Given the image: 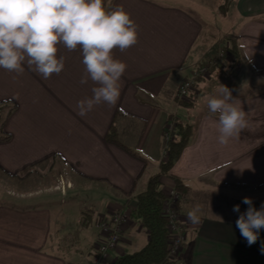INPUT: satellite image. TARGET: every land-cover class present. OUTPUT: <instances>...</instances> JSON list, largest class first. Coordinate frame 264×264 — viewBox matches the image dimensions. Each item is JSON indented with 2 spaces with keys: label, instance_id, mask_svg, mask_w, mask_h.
<instances>
[{
  "label": "crops",
  "instance_id": "0c3cea01",
  "mask_svg": "<svg viewBox=\"0 0 264 264\" xmlns=\"http://www.w3.org/2000/svg\"><path fill=\"white\" fill-rule=\"evenodd\" d=\"M224 1L105 0L106 8L123 6L131 14L139 26L138 43L113 50L127 65L116 104L100 103L84 116L77 103L92 97L97 85L90 78L80 82L86 69L79 47L58 46L65 67L48 79L26 63L21 74L0 68V102H5L0 138L10 135L0 140V173L8 181L6 190L0 186V264H94L96 245L103 240L98 221L117 211L129 220L108 263L144 247L148 232L131 212L166 159L165 131L176 119L193 128L171 170L189 186L179 204L187 236L179 258L191 264H264V229L249 246L236 227L249 206L242 202L245 197L231 193L237 185L264 184V90L232 96L245 111L247 126L227 145L218 143V117L194 98L185 105L178 96L202 52L197 43L215 19L228 23L264 83V0H234L226 12ZM47 173L62 175L71 186L65 182L60 190L54 181L24 188L31 176ZM161 181L164 188L174 186L166 175ZM55 194L61 206L53 204ZM252 202L257 210L264 205L263 199ZM196 204L203 215L192 224L187 212ZM236 205L240 212L233 211Z\"/></svg>",
  "mask_w": 264,
  "mask_h": 264
},
{
  "label": "clouds",
  "instance_id": "9594fccd",
  "mask_svg": "<svg viewBox=\"0 0 264 264\" xmlns=\"http://www.w3.org/2000/svg\"><path fill=\"white\" fill-rule=\"evenodd\" d=\"M138 27L123 6L110 10L105 0H0V68L21 74L26 63L48 79L65 67L64 58L57 56L58 46L68 51L79 47L86 69L80 82L90 78L97 85L92 97L77 103L78 114L84 116L100 103L118 101L127 65L114 58L113 50L123 52L137 44ZM218 91L207 99V108L218 117V143L227 145L247 126V119L228 87L221 85ZM242 202L249 207L239 215L236 227L251 246L264 229V205L257 210L251 198ZM233 211L240 212V205ZM202 215L200 204L187 212L192 224L200 223Z\"/></svg>",
  "mask_w": 264,
  "mask_h": 264
},
{
  "label": "trees",
  "instance_id": "16d2710c",
  "mask_svg": "<svg viewBox=\"0 0 264 264\" xmlns=\"http://www.w3.org/2000/svg\"><path fill=\"white\" fill-rule=\"evenodd\" d=\"M234 2V0H225L221 5L222 11L230 10ZM223 49L233 57L232 63L228 65L233 70L239 68L244 59L247 61L244 49L235 37H226V44ZM208 63L210 61H204L202 64L209 66L213 70L214 76L223 75L224 72L226 74V68L221 66V62L213 65ZM199 81L203 83L204 79L200 78ZM200 90L201 87L198 86L197 91L195 90L191 93L189 97L191 99H180L179 102L185 105L192 103V99H195L200 94ZM4 103L0 102V104ZM192 132L191 124L176 119L173 139L168 141V153L166 159L161 163L160 171L150 178L147 189L136 196L137 206L132 210L131 216L147 230L149 236L147 244L139 250L117 256L109 264H191L188 258L182 259L178 257L174 259L169 255V218L164 213V203L169 198V195L164 191L161 177L163 175L169 177L174 182V189L182 196L187 195L189 186L182 178L173 174L171 170L186 150ZM9 136V134L3 136L0 140H7ZM84 214L86 215L87 212L84 211ZM88 224V220L85 221V226H88ZM105 262L103 264H107Z\"/></svg>",
  "mask_w": 264,
  "mask_h": 264
},
{
  "label": "rangeland",
  "instance_id": "374dc122",
  "mask_svg": "<svg viewBox=\"0 0 264 264\" xmlns=\"http://www.w3.org/2000/svg\"><path fill=\"white\" fill-rule=\"evenodd\" d=\"M218 5H216V8L218 7ZM226 23L223 25H220L215 19L214 28H211V26H209L208 29H206L205 35H203L199 39L197 43V47H196L197 51L202 50V52L197 57L194 68L200 65H203L202 63L204 61H210V63H208L209 65H213L214 63L221 62V66H224L226 68L225 71H227L226 74L224 72L223 75L216 77L214 76L213 70H211L209 66L204 65L210 69V74L207 77H204V76L199 77V79L200 78L204 79V82L202 83L198 79V81L200 82L198 86L201 87V90H200V94L195 97L194 102L196 101L200 102L202 107L204 108L203 110H205L206 112H209V109L207 108L208 97L213 96V95H218L219 94L218 90L220 89L221 85L228 87L232 91V96L233 95H238V96L256 95L258 93H261L264 90V85H263L264 83L262 79L263 75L254 65L251 64V62H248V61L246 62V60L244 59L243 61L244 63L242 62V65H240L239 68H236L234 70L230 68V66H228L230 63H232L233 57L227 51H224L223 46L226 44V37L228 36L235 37V36L231 35L232 32L230 31L229 26L226 25ZM220 58L222 59V61ZM207 94H209V96ZM186 113H187V110L183 112L184 115H186ZM258 114H261V113H258ZM0 116L3 119L5 118V115L3 116L1 115V113H0ZM172 135H174L173 131H172ZM53 172H57V167L53 168ZM37 176L33 175L28 180H26L27 182L24 188L25 189H28L30 187L36 188L40 186L42 183L47 184L49 182H54V181L56 184L62 186L63 181L67 183L69 182V181H65L62 175H59V178L57 177L55 178V176H57V173H47V175H39L40 177H37ZM40 179H42L41 182H39ZM13 181H15V184L22 183L21 179L20 180L14 179ZM7 182L8 181L5 178L4 174L0 173V186L2 187V190L3 189L6 190V186L8 185ZM58 185H55L56 188L62 189V187ZM169 186L170 185L166 186L164 190H168ZM242 186H243L242 184L237 185V187H234L231 190V193L240 195L242 197L252 198V200H261V199L264 200V184L254 185L253 187H246V186L242 187ZM20 188L22 189V187ZM227 190H229V188ZM184 197L185 196L181 195L179 199H176L174 206L176 205V207L179 208V204L184 202ZM52 200L54 202L53 204L57 206V203H58L59 206H61V197H59V199L57 200V194H55V196L52 197ZM178 208H177V214L180 215ZM104 218H101L98 221V225L100 221ZM128 220H129V216L127 215V221L125 223V226L126 224H128ZM181 227H183L184 233L186 236V231H185L184 224L182 221H181ZM100 233H101V230H100ZM186 240H187V236H186ZM185 245H186V241H185L184 247ZM105 263L109 264L108 262H105Z\"/></svg>",
  "mask_w": 264,
  "mask_h": 264
},
{
  "label": "built area",
  "instance_id": "2783aa9c",
  "mask_svg": "<svg viewBox=\"0 0 264 264\" xmlns=\"http://www.w3.org/2000/svg\"><path fill=\"white\" fill-rule=\"evenodd\" d=\"M210 74V69L207 66L200 65L195 67L193 71L182 80L179 87L178 96L180 99H187L191 96L193 91H197L199 85V77H207ZM175 127L174 122L168 124L165 137L168 140L173 139L172 131ZM66 186H71V183H66ZM65 188V182H62V186ZM169 198L164 203V213L169 218L168 223V250L171 258H178L184 249L186 236L183 227H181V216L177 214V207L174 206L175 200L180 198L178 193L173 187H168V190H164ZM127 221V215L121 211L115 212L111 217L104 218L99 223V228L103 235V240L96 245L97 258L94 264H103L107 262L109 253L112 249H115L122 236V231Z\"/></svg>",
  "mask_w": 264,
  "mask_h": 264
}]
</instances>
